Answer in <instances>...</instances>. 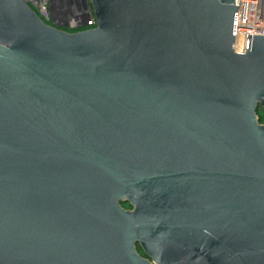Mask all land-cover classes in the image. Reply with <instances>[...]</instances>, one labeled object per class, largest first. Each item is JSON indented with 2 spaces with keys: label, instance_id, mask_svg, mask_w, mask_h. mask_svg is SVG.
I'll list each match as a JSON object with an SVG mask.
<instances>
[{
  "label": "water",
  "instance_id": "water-1",
  "mask_svg": "<svg viewBox=\"0 0 264 264\" xmlns=\"http://www.w3.org/2000/svg\"><path fill=\"white\" fill-rule=\"evenodd\" d=\"M89 1L68 32L0 0V264H264V36L235 51L234 0Z\"/></svg>",
  "mask_w": 264,
  "mask_h": 264
},
{
  "label": "built area",
  "instance_id": "built-area-1",
  "mask_svg": "<svg viewBox=\"0 0 264 264\" xmlns=\"http://www.w3.org/2000/svg\"><path fill=\"white\" fill-rule=\"evenodd\" d=\"M45 23L74 32L95 26L89 0H23ZM237 7L235 51L246 47L247 34L264 36V0H234Z\"/></svg>",
  "mask_w": 264,
  "mask_h": 264
},
{
  "label": "trees",
  "instance_id": "trees-1",
  "mask_svg": "<svg viewBox=\"0 0 264 264\" xmlns=\"http://www.w3.org/2000/svg\"><path fill=\"white\" fill-rule=\"evenodd\" d=\"M256 115H257L258 118H259V122H260V123H264V111L258 110V111L256 112ZM122 206H123L124 208H127V207H128V204L123 203ZM139 249H140V248H139Z\"/></svg>",
  "mask_w": 264,
  "mask_h": 264
},
{
  "label": "flooded vegetation",
  "instance_id": "flooded-vegetation-1",
  "mask_svg": "<svg viewBox=\"0 0 264 264\" xmlns=\"http://www.w3.org/2000/svg\"><path fill=\"white\" fill-rule=\"evenodd\" d=\"M126 209H132V208H131L130 206H128ZM139 248H140V247L138 246V244H136V249H137L138 253H139L143 258H146V259H148V261L151 262V259L147 258V257L144 255V253L142 252V250L139 249Z\"/></svg>",
  "mask_w": 264,
  "mask_h": 264
}]
</instances>
